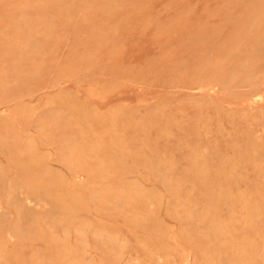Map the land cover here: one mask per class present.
Listing matches in <instances>:
<instances>
[{
  "label": "rangeland",
  "instance_id": "374dc122",
  "mask_svg": "<svg viewBox=\"0 0 264 264\" xmlns=\"http://www.w3.org/2000/svg\"><path fill=\"white\" fill-rule=\"evenodd\" d=\"M0 264H264V0H0Z\"/></svg>",
  "mask_w": 264,
  "mask_h": 264
},
{
  "label": "bare ground",
  "instance_id": "6f19581e",
  "mask_svg": "<svg viewBox=\"0 0 264 264\" xmlns=\"http://www.w3.org/2000/svg\"><path fill=\"white\" fill-rule=\"evenodd\" d=\"M63 110V109H62ZM54 111V110H53ZM52 111V112H53ZM29 116V115H28ZM30 117V116H29ZM53 117H55V116H53ZM48 125V124H47ZM49 129H50V127H49ZM56 129V128H55ZM51 130V129H50ZM54 131V130H53ZM37 141V140H36ZM50 164V163H49ZM60 166V165H59ZM64 172V171H63ZM67 176V175H66ZM70 183V182H69ZM69 185V184H68ZM72 186V185H71ZM13 187V186H12ZM3 208V207H2ZM4 210H5V208H3ZM93 214V213H92ZM14 215V214H13ZM142 215V214H141ZM13 231V230H12ZM99 234V233H98ZM23 237V236H22Z\"/></svg>",
  "mask_w": 264,
  "mask_h": 264
}]
</instances>
